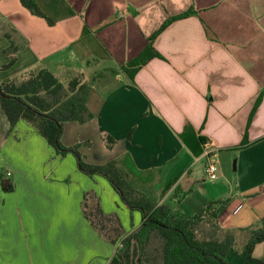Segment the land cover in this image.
<instances>
[{
  "label": "crops",
  "instance_id": "obj_1",
  "mask_svg": "<svg viewBox=\"0 0 264 264\" xmlns=\"http://www.w3.org/2000/svg\"><path fill=\"white\" fill-rule=\"evenodd\" d=\"M35 1L47 18L21 0H0V66L10 61L6 34L20 47L16 62L0 68V80L20 83L42 68L65 84L94 78L87 99L94 116L63 123L65 146L80 143L91 164L114 162L156 205L193 215L230 199L224 227L248 202L254 221L264 216V0ZM187 11L154 41L164 58L151 59L131 79L122 66L169 17ZM261 93L248 143L237 148ZM187 123L215 151V182L205 173V145L197 156L180 137ZM9 128L0 103V174L11 172L14 185L4 191L0 181V264H108L118 244L85 218L84 194L93 191L106 214L116 213L125 235L140 226L141 213L105 177L81 172L72 153H57L28 122ZM105 136L115 140L112 147ZM8 198L18 220L14 232L2 223ZM250 219L248 213L239 225ZM262 246L256 257L264 258Z\"/></svg>",
  "mask_w": 264,
  "mask_h": 264
},
{
  "label": "trees",
  "instance_id": "obj_2",
  "mask_svg": "<svg viewBox=\"0 0 264 264\" xmlns=\"http://www.w3.org/2000/svg\"><path fill=\"white\" fill-rule=\"evenodd\" d=\"M21 2L32 14L47 18L35 0ZM191 14L192 11H187L169 17L149 37L139 56L122 66L131 79L151 59L164 58L154 47L156 37L173 21ZM6 37L9 46L4 53L10 61L0 66L4 69L16 62L20 50L11 34H6ZM93 80L85 81L75 76L65 84L48 69L42 68L31 71L20 83L14 79L0 80V103L10 124L9 131L20 120L28 122L57 153H72L81 172L88 176L96 174L105 177L121 201L131 211L141 213L140 226L125 235L119 216L116 213L106 214L93 191L84 194L85 218L101 237L118 244L108 264H230L229 255L232 253L242 255L240 264H264V258L254 255L257 245L264 242V216L248 227L232 228L224 227L220 222L230 206V199L213 200L193 215L175 211L168 204L156 205L128 182L114 162L91 164L79 150L80 143L69 147L62 143L63 123H85L94 116L87 105ZM262 98L263 93L254 103L243 141L237 148L248 143V130ZM180 137L195 155L203 153L207 138L198 136L190 123L185 125ZM104 140L109 147L115 143L108 136ZM0 179L4 191L14 190L8 174L1 173Z\"/></svg>",
  "mask_w": 264,
  "mask_h": 264
},
{
  "label": "rangeland",
  "instance_id": "obj_3",
  "mask_svg": "<svg viewBox=\"0 0 264 264\" xmlns=\"http://www.w3.org/2000/svg\"><path fill=\"white\" fill-rule=\"evenodd\" d=\"M158 185L157 184L153 185L155 187V190H157ZM6 204H7L6 205V212H5L6 217L4 218V222H2V223H5L8 226V229L9 230L11 229L10 231L14 232L18 228V220H17L15 215H12L11 208H10V198H8L6 200ZM250 204H251L250 202L247 203L246 208L242 211V213L239 216H237L235 213H233V214L231 213L229 215V217H227L224 221L225 226L226 227H232V228H242V227L244 228V227H248V226L254 224L256 222V221H254L256 217L255 216L253 217V215L249 211ZM250 210H252V209H250ZM248 213L250 214V218H251L250 221H248V223H244L246 225H243V226L239 225V224H241L242 218H247ZM24 215H25V217H23V220L25 219V223L28 224L30 222L29 218H28V216H26L27 214H24ZM236 216H237V218H236ZM154 245H156V244H154ZM262 248H264V246H262ZM241 258L242 257L240 255H235L234 253L230 254L229 255L230 264H240Z\"/></svg>",
  "mask_w": 264,
  "mask_h": 264
},
{
  "label": "built area",
  "instance_id": "obj_4",
  "mask_svg": "<svg viewBox=\"0 0 264 264\" xmlns=\"http://www.w3.org/2000/svg\"><path fill=\"white\" fill-rule=\"evenodd\" d=\"M205 156L207 157L205 165V173L207 178L211 182H215L219 178L220 164L216 158L215 151L211 149L210 144H205ZM8 176H11V172H7Z\"/></svg>",
  "mask_w": 264,
  "mask_h": 264
}]
</instances>
